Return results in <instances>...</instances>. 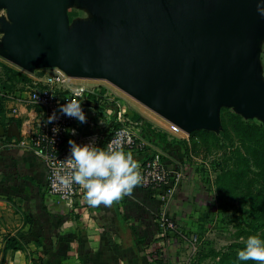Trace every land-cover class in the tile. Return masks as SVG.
Returning <instances> with one entry per match:
<instances>
[{
  "label": "water",
  "instance_id": "obj_1",
  "mask_svg": "<svg viewBox=\"0 0 264 264\" xmlns=\"http://www.w3.org/2000/svg\"><path fill=\"white\" fill-rule=\"evenodd\" d=\"M86 11L70 19L69 10ZM0 57L107 82L182 132L264 125V0H0ZM89 104V103H88ZM21 138L16 124L0 138Z\"/></svg>",
  "mask_w": 264,
  "mask_h": 264
},
{
  "label": "rangeland",
  "instance_id": "obj_2",
  "mask_svg": "<svg viewBox=\"0 0 264 264\" xmlns=\"http://www.w3.org/2000/svg\"><path fill=\"white\" fill-rule=\"evenodd\" d=\"M69 16L71 21L89 17L86 11L77 8L70 9ZM262 48L264 67V44ZM4 66L16 68L0 57V81L6 79ZM121 94L129 112L141 115L156 129L168 134L173 143L174 160L167 168L183 170L181 185L169 206L172 227L164 232L159 228L163 236L147 245L151 251L149 263L158 264L163 260L164 264H236L229 254L241 250V237L246 240L256 235L264 239V228L255 229L264 223V181L251 154L253 140L241 137L231 121L234 111L222 113L225 135L191 138L181 130H174L171 124L131 97ZM2 105L0 102V109ZM26 120L28 118L20 121L21 124ZM245 121L261 124L257 120ZM27 128L22 126L20 133ZM12 143L13 137L0 138V149ZM166 159L162 155L164 164ZM226 254L228 256H224Z\"/></svg>",
  "mask_w": 264,
  "mask_h": 264
},
{
  "label": "crops",
  "instance_id": "obj_3",
  "mask_svg": "<svg viewBox=\"0 0 264 264\" xmlns=\"http://www.w3.org/2000/svg\"><path fill=\"white\" fill-rule=\"evenodd\" d=\"M140 136L145 148L130 151L139 163L157 153L167 158V167L172 163L173 147L163 151ZM46 187L41 159L9 144L0 149V264H150L147 245L163 236L161 190L139 186L111 207H91L80 188L69 207L49 198ZM18 232L24 234L27 252L5 254V237Z\"/></svg>",
  "mask_w": 264,
  "mask_h": 264
},
{
  "label": "built area",
  "instance_id": "obj_4",
  "mask_svg": "<svg viewBox=\"0 0 264 264\" xmlns=\"http://www.w3.org/2000/svg\"><path fill=\"white\" fill-rule=\"evenodd\" d=\"M5 15L6 12L0 10V17ZM24 73L28 80L17 84L12 90L0 84V102L5 110L6 129L11 126L10 120H18L22 115L28 118L22 124L28 128L22 130L21 138H13V143L9 145L25 149L43 161L47 170L46 194L59 205L72 207L81 194L78 185L65 188L59 181V176L65 170L64 160L70 155V140L79 145L94 140L97 147L104 148L111 141H117L126 152L145 148L140 136L141 124L133 118L127 105L122 102L121 91L113 85L71 78L58 68ZM69 101L81 104L87 117L86 123L60 111V106ZM54 112L59 119L47 123ZM54 128L58 131L54 132ZM172 128L179 130L174 126ZM162 155L157 153L140 164L143 175L141 187L162 192L163 211L159 217V228L164 232L172 227L169 206L181 185L183 170H169L162 162Z\"/></svg>",
  "mask_w": 264,
  "mask_h": 264
},
{
  "label": "clouds",
  "instance_id": "obj_5",
  "mask_svg": "<svg viewBox=\"0 0 264 264\" xmlns=\"http://www.w3.org/2000/svg\"><path fill=\"white\" fill-rule=\"evenodd\" d=\"M261 15H264V11H261ZM60 111L81 123L87 122L81 104L76 101L61 105ZM58 119L54 112L47 123ZM53 131L58 129L54 128ZM69 145L70 155L64 160L65 170L59 176V181L65 188H70L73 184L82 188L89 206L111 207L125 197H131L134 189L142 185L141 164L132 152H126L117 141H111L105 148L97 147L94 140L85 145L70 140ZM241 241L245 247L237 252L238 259L264 264V239L252 235L246 240L241 237Z\"/></svg>",
  "mask_w": 264,
  "mask_h": 264
},
{
  "label": "trees",
  "instance_id": "obj_6",
  "mask_svg": "<svg viewBox=\"0 0 264 264\" xmlns=\"http://www.w3.org/2000/svg\"><path fill=\"white\" fill-rule=\"evenodd\" d=\"M4 74L6 79L1 80V85L9 90H12L16 87L17 84L26 82L28 80L27 75L22 72L19 69L4 66ZM3 106V105H2ZM228 110V109H223ZM222 111V113H223ZM0 115H1V121L0 125L3 127H6V121L3 123L2 120L5 119V111L4 107L3 109H0ZM133 118L138 121L141 125V134L142 136L147 139L148 142L153 144L154 146L160 148L163 151H167L171 147H173V143L169 141L168 134L156 129L153 127V125L144 117L137 113H132ZM231 121L233 122V125L235 126V130L241 137L244 139H251L253 140V145L251 147V154L254 155L256 163L258 168L260 169V177L264 181V125L254 122H246L241 116L232 114L231 115ZM224 122V119L222 117V124ZM15 123L18 128L21 130L22 124L19 120H10L9 124L12 125ZM226 134L225 127L223 125V132L222 135ZM200 135H210V136H216L214 133L210 132H194L191 135V138H196ZM110 135H108L109 137ZM7 139H10L6 137ZM105 144V143H103ZM104 147V146H103ZM264 228V223L259 224L255 227L256 230ZM5 241V247H4V253L6 254L9 251H22L27 252L28 243L24 241V234L23 232H18L16 235H8L4 239ZM41 243L37 242V247H40ZM241 250L245 247V244L239 245ZM238 251H231L229 256L235 261L237 264H255L253 261H240L237 257ZM224 256H228L227 254ZM158 264H164L163 260H159Z\"/></svg>",
  "mask_w": 264,
  "mask_h": 264
}]
</instances>
